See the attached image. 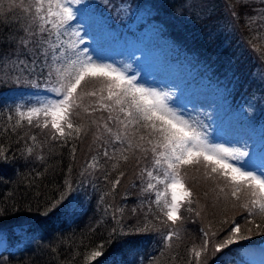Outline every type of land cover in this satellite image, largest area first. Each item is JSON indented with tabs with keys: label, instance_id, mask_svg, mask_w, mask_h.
I'll list each match as a JSON object with an SVG mask.
<instances>
[{
	"label": "trees",
	"instance_id": "16d2710c",
	"mask_svg": "<svg viewBox=\"0 0 264 264\" xmlns=\"http://www.w3.org/2000/svg\"><path fill=\"white\" fill-rule=\"evenodd\" d=\"M10 2L18 6L10 9ZM31 2L0 0V97L10 90L36 89L44 81L41 73L30 69L34 61L39 66V52L17 42L26 36L24 27L31 14L24 7ZM181 2L186 3L185 10L172 9L171 3ZM80 4L96 12L117 36L125 32L135 36V30L156 26L197 80L214 87L230 107L250 104V117L264 125V0H200L195 9L189 0H80ZM50 39L55 43L53 33ZM41 63L40 72L47 66L44 59ZM17 119V112L0 106V148L4 149L0 237L6 242L0 264H195L190 249L203 246L205 231L216 235L210 237L200 264H225L243 259L238 246L264 240V219L232 208L219 191L223 180L205 179L201 166L182 169L194 203L185 204L182 221L171 226L162 222L166 218L153 203L155 193L142 190L147 177L140 173L152 169L151 152H137L127 163L121 161L118 171L125 176L113 189L118 171L112 172L113 161L103 157L94 128L80 139L54 141L48 129L27 120L13 128ZM73 120L83 122L76 116ZM31 136H36L35 142ZM93 158L96 167L89 166ZM196 211L201 215L196 216ZM237 223L248 238L215 252L214 245L222 243ZM171 227L181 230V239H174L169 247L164 236ZM96 250L101 255L86 261Z\"/></svg>",
	"mask_w": 264,
	"mask_h": 264
},
{
	"label": "snow or ice",
	"instance_id": "6c2138e0",
	"mask_svg": "<svg viewBox=\"0 0 264 264\" xmlns=\"http://www.w3.org/2000/svg\"><path fill=\"white\" fill-rule=\"evenodd\" d=\"M72 3H80V0H32L24 7V12L30 13L31 17L24 27L26 36L17 42L25 49L31 46L39 52L44 57L45 64L48 63L49 50L53 65L62 59L66 62L62 67L55 68L58 86L51 88L60 98L50 99L40 107H32L27 111L17 108L19 119L12 127H19L22 119L27 120L29 125L48 129L54 141L80 139L94 128L93 136L95 140L101 141L103 157L113 161L112 172H117L121 166L120 162L127 163L137 152H151L152 169L145 168L140 173L141 177H147L146 186L142 190L155 193L153 203L158 212L166 218L162 222H171V226H176L182 221L181 208L185 204L194 203V193L186 186L182 169L196 166L203 168L205 179L223 180L224 187H220L219 191L224 194L226 201L231 202L232 208L238 206L249 216H260L264 219V170L258 175L254 171L245 170L243 165L237 166L233 163L243 160L249 155L248 152L210 143L203 131L168 107L167 93L138 84L136 77L126 75L111 64L96 63L90 56L83 55L87 49H83L81 53L76 43L69 45L75 56L70 58L66 55L63 44L51 42L53 32L59 41L62 35L60 30L66 31L70 26L69 22L74 20L75 12L70 6ZM17 6L10 2V9ZM71 35L79 37V32L73 31ZM78 43L83 44V39H79ZM20 63L23 64L24 61ZM36 67L34 61L32 71H35ZM51 75L50 70L49 77ZM89 82H98L99 87L84 90V86ZM86 100L90 103L86 104ZM98 111L107 113V116L95 118ZM74 116L80 117L83 122H75ZM11 119L12 117H9V120ZM30 139L35 142L37 138L31 136ZM32 150L28 148L29 153ZM3 156L4 149L0 148V157ZM139 160L140 157L137 156V163ZM89 166H97L95 158ZM124 176V171H118V175L111 182L113 189L118 187L120 178ZM158 185H162L163 190L158 188ZM195 214L201 215L200 211ZM248 223L251 224L252 221ZM261 226L256 225L257 228ZM180 232L178 227H171L164 236L169 247L174 239H181ZM241 232V225L234 224L223 242L214 245V251L220 252L236 240L247 239ZM215 235V232L205 231L203 246L190 249L195 264H200L202 254L208 250L210 237ZM100 255L99 250L93 251L86 261Z\"/></svg>",
	"mask_w": 264,
	"mask_h": 264
},
{
	"label": "rangeland",
	"instance_id": "374dc122",
	"mask_svg": "<svg viewBox=\"0 0 264 264\" xmlns=\"http://www.w3.org/2000/svg\"><path fill=\"white\" fill-rule=\"evenodd\" d=\"M174 1L170 0V2ZM189 1L194 9L200 6V0ZM171 4L172 9L177 11L185 10L186 7L185 2ZM70 6L75 12L74 20L69 22L70 26L66 31L60 30L62 35L59 41L56 40L55 32H53L55 44H63L68 57L75 58L69 45L76 43L81 53L86 48L87 52L83 55L90 56L96 63L111 64L126 75L136 77L138 84L167 93L168 107L203 131L210 143L239 148L249 153L243 160L233 161V163L237 166L243 165L245 170L254 171L258 175L262 174L264 125L256 123L250 117L248 107L250 104L245 105L244 108L230 107L214 87L204 80H197L190 67L175 57L170 40L162 35L156 26L144 32L135 30V36L128 35L126 32V37L117 36L108 26L106 27L103 19L96 12L88 10L80 3H72ZM73 31L79 32V37L72 36ZM79 39H83L84 43L79 44ZM48 58L50 61L45 64L48 67L45 66L43 70L46 73V75L43 73L44 81L36 85V89L10 90L9 93L0 97V106L15 112L17 108L20 111H27L32 107H40L42 103L50 99H59L60 97L52 92L51 88L58 86L55 68L62 67L66 61L62 59L53 65L50 51ZM36 59H40L38 70L32 73H41L39 68L44 67L41 63L44 57L39 53ZM32 68L31 65L30 69ZM50 70L51 77H49ZM94 87L98 88L99 83L89 82L84 86V90H91ZM85 103L90 101L86 100ZM101 115L106 117L107 113H101ZM160 189L163 190V186ZM5 244V240L0 237V250L5 247ZM236 250L243 254V259L225 264H264V240L259 244L238 246ZM214 264H218L217 261Z\"/></svg>",
	"mask_w": 264,
	"mask_h": 264
}]
</instances>
